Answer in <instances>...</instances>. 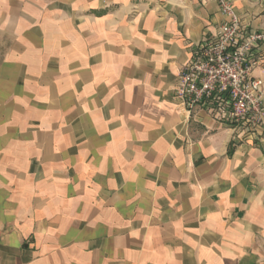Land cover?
<instances>
[{"label": "crops", "instance_id": "crops-1", "mask_svg": "<svg viewBox=\"0 0 264 264\" xmlns=\"http://www.w3.org/2000/svg\"><path fill=\"white\" fill-rule=\"evenodd\" d=\"M229 1L264 32V0ZM229 21L219 0H0V264H264V94L246 124L176 98Z\"/></svg>", "mask_w": 264, "mask_h": 264}, {"label": "built area", "instance_id": "built-area-1", "mask_svg": "<svg viewBox=\"0 0 264 264\" xmlns=\"http://www.w3.org/2000/svg\"><path fill=\"white\" fill-rule=\"evenodd\" d=\"M230 21L204 38L179 74L176 98L191 112L199 106L230 124L260 122L264 82L253 75L264 32H246L229 0H219Z\"/></svg>", "mask_w": 264, "mask_h": 264}, {"label": "rangeland", "instance_id": "rangeland-1", "mask_svg": "<svg viewBox=\"0 0 264 264\" xmlns=\"http://www.w3.org/2000/svg\"><path fill=\"white\" fill-rule=\"evenodd\" d=\"M5 46H6V39L0 33V58Z\"/></svg>", "mask_w": 264, "mask_h": 264}]
</instances>
